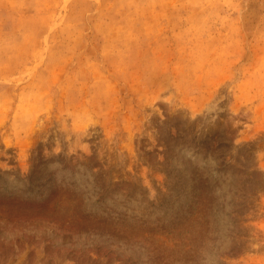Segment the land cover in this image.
Returning <instances> with one entry per match:
<instances>
[{
  "label": "rangeland",
  "instance_id": "374dc122",
  "mask_svg": "<svg viewBox=\"0 0 264 264\" xmlns=\"http://www.w3.org/2000/svg\"><path fill=\"white\" fill-rule=\"evenodd\" d=\"M0 264H264V0H0Z\"/></svg>",
  "mask_w": 264,
  "mask_h": 264
}]
</instances>
